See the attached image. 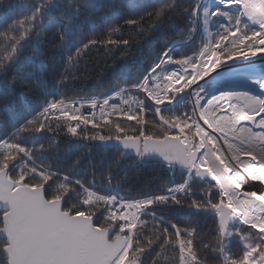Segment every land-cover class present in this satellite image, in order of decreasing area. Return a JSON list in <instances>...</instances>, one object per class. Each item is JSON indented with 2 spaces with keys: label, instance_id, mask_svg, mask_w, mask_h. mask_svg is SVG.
<instances>
[{
  "label": "snow or ice",
  "instance_id": "obj_1",
  "mask_svg": "<svg viewBox=\"0 0 264 264\" xmlns=\"http://www.w3.org/2000/svg\"><path fill=\"white\" fill-rule=\"evenodd\" d=\"M0 9V72H12L0 92V264H206L201 249L216 264H264V187H249L264 185V62L253 59L264 54V0H0ZM99 48L122 53L110 69L121 103L66 99L58 89ZM85 103L102 124L77 114ZM147 112L162 134H146ZM133 170L171 175L132 199L120 192Z\"/></svg>",
  "mask_w": 264,
  "mask_h": 264
},
{
  "label": "trees",
  "instance_id": "obj_2",
  "mask_svg": "<svg viewBox=\"0 0 264 264\" xmlns=\"http://www.w3.org/2000/svg\"><path fill=\"white\" fill-rule=\"evenodd\" d=\"M8 2L9 0H5V5H7ZM12 2H16V0H12ZM188 2L189 0H184L185 4ZM2 14L3 11L2 9H0V15ZM171 35H175L178 39L182 38L180 33H172ZM198 44L199 40H197V42L195 44H192L191 46H182L179 51L174 53L175 57L179 58L181 55L184 54L192 55L193 51L197 49ZM121 63L122 53L120 50L114 49L111 52H107L104 48H99L98 50L94 49L88 55L82 57L81 62L74 67V74L69 77L66 87H60L58 91L66 99L89 98L92 96H103L109 94L117 90L118 83L115 74L110 69L114 64L119 65ZM77 68L79 69L78 71L75 70ZM61 71H63L62 68ZM11 76V71H8L6 73L0 72V92L3 91L5 82L11 80ZM60 79L61 78L59 75L55 77L56 81H60ZM119 85L123 87V81H119ZM133 95L135 94L133 93ZM49 98L51 99L52 97ZM56 98L59 99L60 97L57 96ZM26 99L27 103H29L30 105L35 106L37 104V102L34 101L31 96H28ZM19 105L20 100L18 99L16 107L19 108ZM131 107L133 108V110H135V103H133ZM167 114L168 113H165V115ZM144 115L146 120L144 130L146 134H162L161 130L158 128H154L152 123L154 120L158 121V117H155L151 112H147ZM3 116L4 104L3 101L0 100V118H3ZM109 118L114 122L120 123L129 135L138 133L139 126L136 124V121L128 120L127 117L117 114H113ZM96 123L102 124L103 121L100 118H96ZM88 127L91 128L92 125H88ZM134 130L136 131L134 132ZM104 134L109 135L111 133L109 129L105 128ZM127 163L128 162L125 161V164ZM124 175L125 173L121 171L119 176H117L116 179L113 180V184L118 183ZM170 175L171 174L163 177H155L147 170H133L128 173V180L124 183L123 191L120 192V195H124L132 199H138L141 198L144 194H152L159 187L160 184L165 183L169 179ZM177 179H179V177H177ZM144 219H149V217H145ZM207 224L210 226L211 220H208ZM195 243L199 248V240H197ZM167 254L171 255V250ZM200 254L201 258L206 261V264H216V260L208 252L201 249ZM152 256H155V252L152 253ZM146 264H148L147 261Z\"/></svg>",
  "mask_w": 264,
  "mask_h": 264
},
{
  "label": "rangeland",
  "instance_id": "obj_3",
  "mask_svg": "<svg viewBox=\"0 0 264 264\" xmlns=\"http://www.w3.org/2000/svg\"><path fill=\"white\" fill-rule=\"evenodd\" d=\"M256 62V64L259 66L262 62H264V54H258L257 57L253 58ZM229 65H231L233 68H241L244 66L243 62L240 60H233V61H229L228 62ZM219 71V70H218ZM217 75V73H212L211 76L214 78ZM206 80L209 78H205ZM107 95V94H106ZM105 96V95H103ZM103 96H92L89 98H80V99H90V98H95V97H103ZM225 109H227V105H225ZM219 114V113H218ZM226 114V113H225ZM264 115V114H262ZM257 120H259V117H257ZM243 123H248L249 125L251 124V122H243ZM207 130V129H206ZM242 159H244L242 157ZM250 189H255L257 191L261 190L262 187H264V185H261L259 182H250L249 185ZM259 189V190H258Z\"/></svg>",
  "mask_w": 264,
  "mask_h": 264
},
{
  "label": "built area",
  "instance_id": "obj_4",
  "mask_svg": "<svg viewBox=\"0 0 264 264\" xmlns=\"http://www.w3.org/2000/svg\"><path fill=\"white\" fill-rule=\"evenodd\" d=\"M116 91V90H115ZM114 92V91H113ZM113 92L103 96V97H95V98H106V97H112L109 101V103H121L120 99L119 98H115L112 96ZM91 99V98H90ZM81 100H84V99H81ZM107 111V109H106ZM95 114V117L96 118H100V115H101V112H100V108L97 107L96 109H92L90 107V105H88L87 103L84 104V106L82 108H80V111L79 113H77L78 115H83V116H89L91 117L92 114Z\"/></svg>",
  "mask_w": 264,
  "mask_h": 264
},
{
  "label": "bare ground",
  "instance_id": "obj_5",
  "mask_svg": "<svg viewBox=\"0 0 264 264\" xmlns=\"http://www.w3.org/2000/svg\"><path fill=\"white\" fill-rule=\"evenodd\" d=\"M259 190V189H258Z\"/></svg>",
  "mask_w": 264,
  "mask_h": 264
}]
</instances>
